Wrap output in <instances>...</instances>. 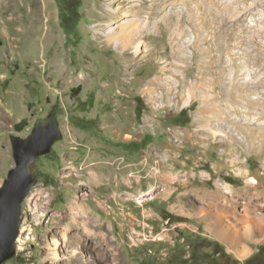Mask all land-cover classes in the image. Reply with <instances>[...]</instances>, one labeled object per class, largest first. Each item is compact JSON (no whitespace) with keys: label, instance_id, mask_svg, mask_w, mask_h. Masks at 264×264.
<instances>
[{"label":"rangeland","instance_id":"374dc122","mask_svg":"<svg viewBox=\"0 0 264 264\" xmlns=\"http://www.w3.org/2000/svg\"><path fill=\"white\" fill-rule=\"evenodd\" d=\"M68 6L69 33L58 0H0V187L12 135L54 106L63 131L4 264H166L218 202L225 221L245 202L264 216V0Z\"/></svg>","mask_w":264,"mask_h":264},{"label":"water","instance_id":"95a60500","mask_svg":"<svg viewBox=\"0 0 264 264\" xmlns=\"http://www.w3.org/2000/svg\"><path fill=\"white\" fill-rule=\"evenodd\" d=\"M26 123V119L19 122L17 130L21 131ZM62 137L55 106L48 116L35 122L28 136H11L15 165L0 187V264L12 259L18 251L23 204L38 182L32 165L39 156L49 154Z\"/></svg>","mask_w":264,"mask_h":264},{"label":"crops","instance_id":"0c3cea01","mask_svg":"<svg viewBox=\"0 0 264 264\" xmlns=\"http://www.w3.org/2000/svg\"><path fill=\"white\" fill-rule=\"evenodd\" d=\"M220 206L222 207L218 202L212 206L210 214L199 213L197 216H200L202 226L195 227L196 224L191 221L194 228L190 224L181 240L185 241L186 237L193 235H202L217 240L228 253L238 260V264H245V261L264 245V216L259 214L258 210L251 208L249 202H245L242 209L230 208V216H227L228 220L225 221L224 210H220ZM238 211L242 213L239 214ZM230 217H236L238 221L240 219L242 221L231 223ZM173 243L176 245L177 242Z\"/></svg>","mask_w":264,"mask_h":264},{"label":"trees","instance_id":"16d2710c","mask_svg":"<svg viewBox=\"0 0 264 264\" xmlns=\"http://www.w3.org/2000/svg\"><path fill=\"white\" fill-rule=\"evenodd\" d=\"M76 1V0H75ZM60 8V21L64 29L69 33L74 31L78 25V8L74 6L65 7V0H58ZM71 1L70 3H73ZM139 111L143 110L140 99L138 100ZM190 121L187 109H182L175 118V123L186 125ZM137 144L139 150L141 144ZM231 179V178H228ZM164 217H172L164 212ZM178 219H181L178 217ZM166 264H238V260L228 253L225 247L217 240L202 236L193 235L185 238L184 242L176 243L174 249L166 259ZM152 264H157L153 261ZM245 264H264V245L249 257Z\"/></svg>","mask_w":264,"mask_h":264},{"label":"bare ground","instance_id":"6f19581e","mask_svg":"<svg viewBox=\"0 0 264 264\" xmlns=\"http://www.w3.org/2000/svg\"><path fill=\"white\" fill-rule=\"evenodd\" d=\"M244 130V132L246 133L245 129L242 128ZM248 131V130H247ZM248 135V141L249 142H254V132L253 130H251L249 133H247ZM261 137V136H260ZM262 142H264V133H262Z\"/></svg>","mask_w":264,"mask_h":264},{"label":"built area","instance_id":"2783aa9c","mask_svg":"<svg viewBox=\"0 0 264 264\" xmlns=\"http://www.w3.org/2000/svg\"><path fill=\"white\" fill-rule=\"evenodd\" d=\"M33 190V189H32ZM36 212H37V210L35 209L34 211H33V216H31L32 218V220H34V217H35V215H36ZM38 214H43V210H42V212L41 213H38Z\"/></svg>","mask_w":264,"mask_h":264}]
</instances>
